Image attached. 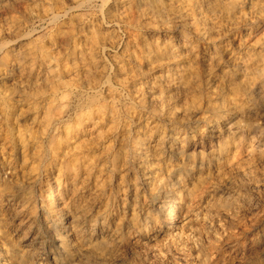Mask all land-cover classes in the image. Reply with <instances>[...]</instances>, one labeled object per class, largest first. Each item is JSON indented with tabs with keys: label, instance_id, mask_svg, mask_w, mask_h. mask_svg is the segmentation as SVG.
Segmentation results:
<instances>
[{
	"label": "bare ground",
	"instance_id": "bare-ground-1",
	"mask_svg": "<svg viewBox=\"0 0 264 264\" xmlns=\"http://www.w3.org/2000/svg\"><path fill=\"white\" fill-rule=\"evenodd\" d=\"M95 2L102 3L107 26L93 19L77 20L88 30L82 27L70 37L73 45L68 56L72 67L63 65L53 52L61 27L51 34L48 47L18 46L26 34L15 21L0 27V35L10 38L8 44H0V53L10 48V72L18 76L8 104L4 135L19 148L21 164L19 170L15 168L18 176L28 172L34 183L45 174L39 209L44 212V220L54 221L59 234L55 252L43 256L39 250L29 251L40 262L49 258L56 264L105 260L103 250L112 231L108 233L105 226L109 209L102 204L109 163L116 168L118 162L130 160L142 175L144 189L162 198V205L156 207L164 216L171 240L181 239L179 218L194 209L198 196L208 199L204 211L209 217L213 213L226 216L241 206L250 212L257 210L239 191H229L223 176L230 174L229 184L248 181L251 191L260 188L252 175L250 155L256 151L255 142L264 138V0H42L32 12L58 22L67 15L68 5L87 7ZM47 3L56 7L55 13L47 11ZM110 25L123 27L128 35L126 50L121 59L113 60L111 70L126 84L123 86L128 87L133 101L152 116V121L139 118L135 130L140 138L136 141L126 138L134 127H121L119 138L125 143L122 155L113 152L110 143L131 111L123 114L119 110L120 98L113 92L114 86L102 81L107 77V68L99 55L101 50L114 48L118 41ZM205 107L209 109L204 111ZM159 120L167 125H159ZM259 151L264 160V148ZM189 157L194 158L191 163H178L172 169L174 160L183 162ZM167 175L177 182L169 190L164 186ZM184 178L185 183H181ZM1 191L0 184V264H6L10 252L1 253V246L14 240L7 211L11 206L20 209V203L17 192ZM220 192L223 194L213 199ZM25 212L23 208L21 213ZM22 216H26L22 224L29 230L37 226L36 217ZM209 220L202 223L206 228ZM45 227L50 228L47 224ZM32 235L26 239L29 246L36 243ZM250 235L247 244L251 249L264 252L261 224L254 225ZM61 249L66 251L64 258ZM26 256L21 255L23 259ZM198 264L209 263L199 257Z\"/></svg>",
	"mask_w": 264,
	"mask_h": 264
},
{
	"label": "rangeland",
	"instance_id": "rangeland-1",
	"mask_svg": "<svg viewBox=\"0 0 264 264\" xmlns=\"http://www.w3.org/2000/svg\"><path fill=\"white\" fill-rule=\"evenodd\" d=\"M41 1L42 0H12V1L11 0H0V27L6 24L8 21L10 22L15 21L19 25V28L21 29V31H23L22 32L23 35L26 34L24 37H22L21 39L22 41L18 43V46H21L22 44V46L38 45V46H44V47H48L47 45L50 43L51 37L54 35L55 31L57 30L56 27L58 28L61 27L60 29H62V32H60L59 35H57L55 38L56 48L53 49V52L56 56H58V58L61 60L63 65L68 64V67H72L73 63L69 61L70 59L68 56L70 55V50L73 45L70 37L73 33H77L79 29L82 30V27H83V30L85 31L88 30L87 29L88 27L79 25L77 23V20L82 19L84 21H87V20L93 19L95 23L97 22L99 25L102 24L106 27L107 26L106 24L108 23L107 17H106L107 16L106 11L102 8L101 2H95L87 7H77V6L68 5L69 10L67 12V15H64L63 17H61L58 22H50L48 19H43L37 13L32 12L33 10H35L34 9L35 7L40 5ZM46 1L48 2L49 0H46ZM47 5L48 6H45V7L48 12L50 13L56 12L57 9L54 5H51L49 3H47ZM20 22L22 24H20ZM109 29L110 31L112 30L118 35L117 36L118 41L114 48L107 49V50H101L99 53L101 59L104 61L105 66L107 68V75H106L107 77L103 80L101 78V80L107 81L109 84L111 83L110 85L112 87L114 86L113 92L117 94V96L119 95V98H120L119 99L120 102L117 105L119 110H121L123 114L131 111V114L129 115L126 114L124 116L125 118H123V123L119 125L120 133L116 134V136L112 138L111 143H110L113 146L112 147L113 152L115 153L119 152V155H120L123 150L122 145L125 144L122 141V138H119L122 128H124L125 126L128 127L130 125L132 129L134 127V130H131L132 132L129 131L127 133L126 138L128 137V139H130L131 142H133L134 140L136 141V139L140 138L135 130L136 125H138L139 123V118L140 119L143 118L144 120L151 119L150 121H152V118H151L152 116L148 110L140 108V106H138L133 101V99L130 97L128 93L129 92L128 87L123 86L126 84L119 81L120 79L117 77V74L115 73V71L111 70L113 66V60L121 59V57L123 56L122 55L123 52L126 50L125 47L128 41V37H127L128 35L125 33V30L123 27L110 25ZM65 33L68 35H66ZM28 34L30 36H28ZM0 36H1L0 44H8V42H10V38L6 36H2V35ZM9 49L10 48H7L5 49L6 51L3 50L0 53V153H1L0 155V184H1V189H2L1 192H4V193H7L9 191L15 192V193L17 192L16 198H18V202L20 203L19 204L20 209H19V206H15V208L14 206H11V209H8L7 211V213L9 214L6 217V220L10 228V234L14 240L13 242H10L8 240L7 242L3 244L1 246L2 247L1 253L6 254L7 251L10 252L8 256L9 261L6 264H9V263L10 264L11 263L13 264H27V263L29 264H56L52 258H49L47 260H44L43 262H40L36 260L37 259L36 254H32V255L29 254L30 250H33V252L35 253L37 250H39L41 253H43V256L44 254H49V253H52L53 251L55 252L57 250L55 242L59 238V234L54 229V221H52L51 219H49L50 221L48 222L44 220L45 219L44 212L39 209L40 206L43 204L41 200V194L43 191L41 184H42V180H44L45 178V174L43 173V176H41L40 181H37L34 183L30 181V174L28 172L23 177L18 176L16 174L15 168L19 170L20 168L19 166L21 164L19 148L18 146L11 144L8 141L9 139L7 140L4 135L6 132L5 123H6V115L8 113V104L10 102V97L13 95V92H14V79L18 77L16 72H13V73L10 72L12 63L8 61ZM67 99L70 100V98H66V100ZM205 108L206 109H204V111H207V109H209L207 107ZM157 123L159 125L161 124V126L163 127L167 125V123L163 120H159L157 121ZM255 143H256L255 147L257 146L256 151L252 153L250 157L252 156L251 159L253 160V170L254 171L252 170V175L255 178V180L258 181L260 188L259 189L256 188L258 190L254 189L251 191V189H249L248 181H247L248 183L244 182L243 184L242 183L240 184L238 182L235 184H229L230 183L229 181H231L229 177L230 176L229 173L226 174L225 177L223 176V179L225 180V182H227L228 180L227 183H224V186H228L229 188L228 187L227 188L229 191H233V192L239 191V193L244 195L246 201H250L252 204H254L257 207V210H255V212H250L247 210L246 207L241 206L242 208L240 207V208L231 210L229 213L226 214V216L225 214L223 216V215H217V213H213L212 216L209 217L205 214V211H204V207L207 205L208 199L202 200V197L198 196L195 199L194 209L191 210L190 208L189 212L181 215V217L179 218L180 225H179L178 231H181V232L183 231L182 237L179 240H171L172 238L170 237V234L168 232L169 230H167V228L165 227L166 224L164 222L165 221L164 216L162 215L161 211L159 212L158 210V207L162 205V198L159 196H153L148 190L144 189L142 185L143 183L142 175L141 173L138 174L139 173L138 169L133 168L134 166L133 164H131V161L128 160L122 164H120L121 162H118L119 165L116 166V168H114V166H112L111 163H109L108 164L109 170L107 169L108 172H106L105 178H104L106 182L105 186H106L107 191L105 190L103 192L102 204L105 203L107 206V209H109L108 215L106 216V220H105V226L107 227L108 233L111 230L112 231L114 229L115 230L109 233L110 235L109 244L106 246V249L103 250L105 251L106 256H107L105 260L99 263H95L92 261H85L82 264H198L199 257L204 258L205 261H207L209 264H264L263 250L259 248L251 249L252 247H250L247 244L248 238L251 236L250 230L252 229L254 225L261 224L262 229L264 230V187H263L264 186V164H263L264 160L261 158L262 156L259 155L258 153L260 152L259 150H262V148H264L263 146L264 138ZM255 155L257 156V158ZM189 159L183 162L181 161L178 162L177 160H174L172 163L173 166H171L173 167L172 169H174V167H177L178 163L179 165L183 163L189 164L193 161L194 158L189 157ZM120 165H124V166L120 167ZM167 171H166V174H168ZM185 180L186 178H184L183 180L181 179L180 181L181 183L182 182L185 183ZM262 180L263 182L261 183ZM215 182H218V181H215ZM176 183L177 182L175 181L173 176L169 178V176L167 175L164 181V186L166 189L169 190L173 186H175ZM67 186L69 188L70 184H68ZM218 194L212 196L213 199L219 198V196L222 195L223 193L220 192ZM27 199H29V201ZM209 200H211V197L209 198ZM90 203H87V204H90ZM156 205L157 206L159 205V206L156 207ZM1 206L2 205L0 203V208ZM9 207L10 206H8V208ZM4 208L7 209V207H4ZM23 208L24 210H26L25 213H21ZM18 210L19 212L17 213ZM96 210L97 209H95V211ZM22 214L36 217L37 226L29 230L28 225L25 226L24 224H22V221H23L22 219L26 217V216L21 217ZM42 215L44 217H42ZM205 219H208V220L210 219L208 222V225L210 227L208 226L206 228L205 226H203L202 223L205 221ZM46 224L47 226L48 225L50 226L49 228L50 230L48 229V227H45ZM195 224H199V225H195ZM197 226H200V227H197ZM142 231H145L146 233ZM32 233L33 235L35 234L34 237L37 239L35 241L36 243L33 246H29V244L26 242V239H28V237ZM111 233H114V234H111ZM32 238L33 237H31V239ZM165 241H167V243ZM175 243H177V245H174ZM163 244L164 245L166 244V245L164 246ZM184 244L185 245L187 244L186 247H184L185 246ZM167 249H170V250H167ZM61 250H62L61 258H64L66 255V251L64 249H61ZM173 253L175 254L173 255ZM22 254H24L25 256L28 255V257L26 256L23 259V257H21ZM76 264H79V263H76Z\"/></svg>",
	"mask_w": 264,
	"mask_h": 264
}]
</instances>
